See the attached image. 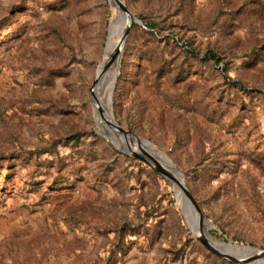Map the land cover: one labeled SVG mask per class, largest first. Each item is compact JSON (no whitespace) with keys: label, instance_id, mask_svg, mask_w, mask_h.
I'll return each instance as SVG.
<instances>
[{"label":"rangeland","instance_id":"374dc122","mask_svg":"<svg viewBox=\"0 0 264 264\" xmlns=\"http://www.w3.org/2000/svg\"><path fill=\"white\" fill-rule=\"evenodd\" d=\"M119 9L100 105L110 0H0V264H258L199 230L264 249V0Z\"/></svg>","mask_w":264,"mask_h":264},{"label":"bare ground","instance_id":"6f19581e","mask_svg":"<svg viewBox=\"0 0 264 264\" xmlns=\"http://www.w3.org/2000/svg\"><path fill=\"white\" fill-rule=\"evenodd\" d=\"M111 2V24L113 25V22H114V27L116 28L115 31H112L110 30V36H109V39H108V42H107V45H106V55H104V59H109V61L113 60L112 64H108L110 65L108 67V69L110 70L109 71V78H108V81H107V85L105 87V89H103V92H100L99 93V100H100V105H105L106 104V100L109 96L110 98V93L108 92L110 86H111V83H112V80H113V76H114V70H115V65L117 64V67H118V59H119V56H120V53H121V48L124 44V41H125V38H126V34L129 30V27L132 23V21L134 19H131V18H127L126 16L128 15L127 12L125 10H122V9H119V11L117 10V12L119 13L120 17H126L125 18V22L123 24V28L122 30H120V32H118L119 30V25L118 23L116 22V16H115V12L116 11H112V0H110ZM121 27V26H120ZM108 57V58H107ZM104 62V61H103ZM105 65V63L103 65L100 66V70L101 68ZM107 68L105 69V71L108 70ZM116 78V77H115ZM115 78L113 80V83H112V86H111V89L114 85V81H115ZM93 91V95H94V92H95V89L93 88L92 89ZM91 101L93 103V98H91ZM109 101V100H108ZM104 118V117H103ZM108 122H109V125H112V127L114 128L115 124L113 123V117L111 115V110L110 108L106 107V117H105ZM115 122V121H114ZM112 128V129H113ZM127 136V135H126ZM128 136H130V133L128 134ZM144 144L151 150V151H157L156 147L154 145H152L151 143H147L146 141H143ZM159 152V151H157ZM161 155V157L163 158V160L165 161V158L168 159L162 152H159ZM157 155V154H156ZM164 155V156H163ZM169 160V159H168ZM170 161V160H169ZM165 163V162H164ZM166 164V163H165ZM171 165L173 166V169L175 171V173H177L178 175L181 173L179 172V170L172 164L171 162ZM165 167V166H164ZM168 175V174H167ZM183 186H185V184L182 182ZM180 192V195L178 197V193ZM182 192L183 190L181 189V186L178 185L176 187V195H177V198L181 201L182 199ZM185 199V198H184ZM190 205V203H189ZM186 211V210H185ZM186 216H187V222L189 223L191 221V217L192 219H200L201 220V215L199 213H197L196 211H194L192 209V207H187V212H186ZM198 217V218H196ZM190 224V223H189ZM202 228V227H201ZM206 235V236H205ZM205 237L209 238L213 243L212 245L215 247H221L220 251H224L225 252V249H227V251L229 252H232V256H235V257H239L241 256V251L244 249V248H251V247H248L246 245H241V244H237V245H234L231 243V241H227V242H220V241H217V240H214L213 238H211L209 235H207V233L205 232ZM206 238V239H207ZM210 244V243H209ZM224 248V249H223ZM228 253V252H227ZM256 263L258 264H264V259H258L255 261Z\"/></svg>","mask_w":264,"mask_h":264},{"label":"water","instance_id":"95a60500","mask_svg":"<svg viewBox=\"0 0 264 264\" xmlns=\"http://www.w3.org/2000/svg\"><path fill=\"white\" fill-rule=\"evenodd\" d=\"M121 7L123 9H126L125 4L122 1H121ZM136 156L139 159H141L142 161H144L145 163H147L148 165H150L152 168H154V169L160 171L161 173H163L166 177H167V174H170L169 172H167V169L164 170L165 168H162L160 165H157L155 163L150 162L147 159V157H145L142 153H136ZM182 190H183V193L185 195L184 203L187 205V207L188 208L192 207V209L194 211H196L197 213L202 215L200 213V209H199L194 197L192 196L190 191L186 188V186H182ZM189 203H190V205H189ZM199 231H200L199 238L201 239V241L204 244V246L207 247V249L209 251H211L212 253H214L215 255H217V256H219L221 258L228 259V260L235 261V262H247V261H256L258 259H264V249H261V248H254V247L244 248L241 251V256H239V257H235V256L230 255L227 252L220 251L216 247H214L213 245L208 243L206 237L204 235H202V233H203L202 228Z\"/></svg>","mask_w":264,"mask_h":264}]
</instances>
